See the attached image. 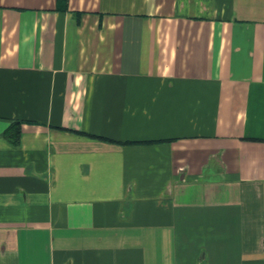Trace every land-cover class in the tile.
Wrapping results in <instances>:
<instances>
[{
  "label": "crops",
  "instance_id": "0c3cea01",
  "mask_svg": "<svg viewBox=\"0 0 264 264\" xmlns=\"http://www.w3.org/2000/svg\"><path fill=\"white\" fill-rule=\"evenodd\" d=\"M0 264H264V0H0Z\"/></svg>",
  "mask_w": 264,
  "mask_h": 264
},
{
  "label": "trees",
  "instance_id": "16d2710c",
  "mask_svg": "<svg viewBox=\"0 0 264 264\" xmlns=\"http://www.w3.org/2000/svg\"><path fill=\"white\" fill-rule=\"evenodd\" d=\"M3 135L5 138L9 139L12 144L17 145L20 139V122H11L6 130H4Z\"/></svg>",
  "mask_w": 264,
  "mask_h": 264
}]
</instances>
